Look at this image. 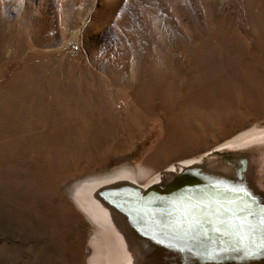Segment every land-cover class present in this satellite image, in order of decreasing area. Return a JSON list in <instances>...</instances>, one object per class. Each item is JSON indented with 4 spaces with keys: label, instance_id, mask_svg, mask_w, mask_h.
<instances>
[{
    "label": "rangeland",
    "instance_id": "1",
    "mask_svg": "<svg viewBox=\"0 0 264 264\" xmlns=\"http://www.w3.org/2000/svg\"><path fill=\"white\" fill-rule=\"evenodd\" d=\"M187 86L215 99L184 111ZM253 127L264 0H0V264H107L116 229L70 185L126 165L165 188Z\"/></svg>",
    "mask_w": 264,
    "mask_h": 264
},
{
    "label": "bare ground",
    "instance_id": "2",
    "mask_svg": "<svg viewBox=\"0 0 264 264\" xmlns=\"http://www.w3.org/2000/svg\"><path fill=\"white\" fill-rule=\"evenodd\" d=\"M202 87L206 88L205 85ZM209 94L210 92L206 90L197 91L187 86L182 106L185 108L184 111L192 110V107L198 109V107L207 105L205 101L211 102L216 96L214 91L210 96L213 99L206 100V97H202V95ZM197 98L199 102L195 100ZM169 115L172 116L171 113ZM188 120L191 121V119ZM185 133L186 131L179 133L170 131L168 140H171L173 145L187 144L190 142V137ZM215 149L219 150L215 151L219 156L211 158L209 165L195 179H192L194 177L191 173L204 163L203 157L184 161L175 177L161 192H157L156 189L163 182L162 179L153 177L145 185H140L135 177L126 175V171L131 169L126 165L119 166L109 173L88 177L85 181L80 179L81 181L78 180L73 186L70 185L67 188L69 193L79 194L88 200L92 208L96 209L100 216L110 220L116 229V241H112L111 249L107 253V264H148L150 259L157 258V252H162L163 258L161 262L158 261L159 264H183L184 261L186 264L200 262L201 264H225L226 261L227 264H264V252L258 251L262 242L260 233L255 236L245 233L248 239H244L243 236L239 237L243 240L241 246L237 243V235L224 232L213 233L211 229L218 223L203 226L201 221L175 211L160 214L159 212L153 213L157 212L155 209L136 208L131 205L127 207L132 210H124L109 201L104 194L107 191L105 193H125L137 196L140 194L149 199H159L174 192L179 194L173 196L174 201L214 210L236 208L246 203L254 206L256 203L264 202V175L260 174L264 171V128L253 127L244 130ZM156 154L149 157L146 165L157 160ZM223 154H232L236 163L233 165L224 163L221 160ZM219 160L221 164L217 166L222 168V171L216 172L218 176L209 173L213 167L210 164ZM181 190L184 192L181 193ZM124 223L125 228L122 231L120 229ZM151 235L163 236L167 241V246H163L161 251L158 248H150L148 245L146 248L148 244L146 239ZM171 248L175 251L180 249L182 252L180 251L181 254L176 257L166 255L169 254L167 251Z\"/></svg>",
    "mask_w": 264,
    "mask_h": 264
},
{
    "label": "water",
    "instance_id": "3",
    "mask_svg": "<svg viewBox=\"0 0 264 264\" xmlns=\"http://www.w3.org/2000/svg\"><path fill=\"white\" fill-rule=\"evenodd\" d=\"M211 155L209 160H205L204 158V163L200 166H198L199 168H195L192 171V179H195L199 173L203 172L204 169L209 165V163L212 161L211 160ZM222 158H224V160H222ZM221 160L224 161V163L229 164V165H233L234 163H236V160L234 159V157L232 156V154H223ZM170 177V175L168 176ZM168 177L166 176L165 180H168ZM179 183V182H178ZM162 189H164L163 187L157 186V192H161ZM186 190V189H185ZM155 191V190H152ZM107 192V191H105ZM106 197L109 199V201L113 202L115 205L120 206L122 209L124 210H132V208H129L127 206H134L136 208H151V209H155L157 212H153V213H166V212H171V211H175V212H182L187 214L188 216H190L191 218H193L194 220L197 221H201L203 223V226H208L210 223H219L222 220H227L231 214L233 209L235 208H227L225 210H214V209H208L206 207L203 206H196V205H190V204H186L183 202H177L174 201L173 196L179 195L178 193L175 194L174 192L169 194V195H164L163 197L156 199V198H146L143 196H140V194L137 195H127L125 193H105ZM184 190H181V193H183ZM263 204V205H262ZM241 206V205H240ZM264 202L262 203H256V205H254V210L257 213H260V211L262 209H264ZM225 213H227L228 215H225ZM199 224V223H198ZM166 239H164L163 236L161 235H151L149 236V238L146 239L147 243L146 244V248L147 245L150 246V248L156 249L158 248L160 251L163 250V246H167V241H165ZM168 248H170L168 246ZM158 250V251H159ZM181 250L178 249L177 251L174 250V248H171V250H168L166 254L168 256H173L176 257L177 255H180ZM147 254L150 253L147 252ZM161 253L156 254V259H150L148 264H159V262H161L163 260ZM164 254V253H163ZM164 255V256H166ZM151 257V256H150ZM183 264H186L185 261L183 262Z\"/></svg>",
    "mask_w": 264,
    "mask_h": 264
},
{
    "label": "snow or ice",
    "instance_id": "4",
    "mask_svg": "<svg viewBox=\"0 0 264 264\" xmlns=\"http://www.w3.org/2000/svg\"><path fill=\"white\" fill-rule=\"evenodd\" d=\"M225 215L228 214L225 213ZM211 231L217 234L224 232L225 234L237 235V243L241 246L243 240L239 237L243 236L244 239H248L244 235L245 233H251L253 236L260 233L262 242L258 251L264 252V209L257 214L251 203L237 206L227 220L220 221Z\"/></svg>",
    "mask_w": 264,
    "mask_h": 264
}]
</instances>
